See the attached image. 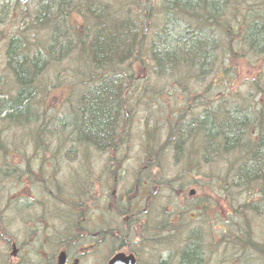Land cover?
Returning <instances> with one entry per match:
<instances>
[{"label":"trees","instance_id":"obj_1","mask_svg":"<svg viewBox=\"0 0 264 264\" xmlns=\"http://www.w3.org/2000/svg\"><path fill=\"white\" fill-rule=\"evenodd\" d=\"M22 18L25 25L4 47L16 82L3 92L15 97L1 100L9 118L19 120L20 142L43 146L46 104L50 119L72 113L68 124L48 130L68 133L50 141V155L92 157L97 145L115 162L116 180L127 170L147 178L138 188L144 192L140 201L127 200L134 186L115 197L116 216L139 213L146 221L142 252L157 247L156 252L177 255V264H210L201 245L204 233L192 226L209 210L207 203L173 207L179 175L166 170V158L173 157V167L183 164L192 171L222 160L228 169L211 187L222 191L230 214L238 216L224 227L227 240L234 237L242 250L264 257V0H37ZM235 55L249 59L254 73L244 91L248 101L237 102L229 90L238 75L230 64ZM134 64L148 67L153 79L175 81L184 99L167 127L149 120L141 126L138 162L130 169L123 148L130 141L131 101L144 93L154 95L156 104L163 94L148 81L133 92ZM208 77L221 79L220 89L212 82L206 86ZM63 81L65 92L57 93ZM193 82L199 88H191ZM40 92L44 100L37 102ZM53 96L59 107L50 105ZM190 108L192 115H186ZM1 182L5 187L8 181ZM2 219V231L10 236L13 221Z\"/></svg>","mask_w":264,"mask_h":264},{"label":"flooded vegetation","instance_id":"obj_2","mask_svg":"<svg viewBox=\"0 0 264 264\" xmlns=\"http://www.w3.org/2000/svg\"><path fill=\"white\" fill-rule=\"evenodd\" d=\"M8 41L0 37V264H109L119 237L120 251L133 254L135 264H156L158 256L142 252L146 221L136 211L116 216L108 156H51L45 141H19V120L9 118L1 104L15 97L3 92L16 82L4 49ZM46 108L48 121L49 103ZM9 215L15 227L10 236L1 223Z\"/></svg>","mask_w":264,"mask_h":264},{"label":"rangeland","instance_id":"obj_3","mask_svg":"<svg viewBox=\"0 0 264 264\" xmlns=\"http://www.w3.org/2000/svg\"><path fill=\"white\" fill-rule=\"evenodd\" d=\"M36 1L37 0H0V37L4 36L7 38L21 26H24L26 20L24 22L22 14L28 9L30 11H34ZM235 56L236 57L230 62V64L232 66L238 67V75H235V84L229 90L232 92L231 95L237 98V102L243 101V99H246V101H248L249 99H251V97L246 96V94L244 95V91L246 90L249 78H251L254 73L253 70L250 69L249 59L243 56ZM73 62L75 63V61ZM133 72L134 78L132 80L131 87V89H133V92L134 90L139 89L140 85L144 81H148L149 84L154 85L158 92H161L163 94L162 96L158 97L159 99H157L156 104L152 101L155 97L154 95L146 96V94L144 93H142V95L140 96V100L136 101L135 99H133L131 101L134 113L131 117L132 126L130 132V141L127 143L126 147L123 148V156H125L124 161L127 164L126 166H128L130 169L136 166L138 162V145L140 144L139 131H142L141 126L147 120H149V122L154 121L155 124H160L161 126L167 127L166 125L168 124V119L173 118L175 120L176 116L178 115V111L182 109L181 100L184 99L183 90L176 86V83H174L175 81H171L168 79H157L156 77H154L155 79L151 78L150 71L145 65L134 64ZM49 73L50 72H48V76ZM230 73H228V75H230ZM63 78H67L66 74H63ZM220 80L221 79H212L211 77H208L205 81V84L207 86V84H211L212 82L214 88L220 89V87H217V85L220 83ZM155 82L156 84H154ZM65 85L66 83L63 81L62 85L59 86L60 89L57 93H64L65 91H63L62 88ZM191 88L197 89L199 88V86L193 82ZM65 89L69 92V85L66 86ZM169 89H172L173 94L169 92ZM226 89L228 88H226L225 84H223L222 90L226 91ZM226 93H224V95H227ZM132 96L133 98L138 97V95ZM151 96L153 97L150 98ZM56 98H58V96H53V98L51 97L50 105L53 107H59V100H56ZM198 103L200 102L196 101V104ZM64 109L65 107L62 106V112ZM56 110L58 112L60 108H57ZM191 113L193 112L190 108L187 110L186 115H192ZM159 130L163 131L162 129ZM94 154L98 158L107 157V155L103 152L97 151ZM172 158L173 157L166 158L168 162L165 163L164 166H166V170H168V172H173L174 175L175 173H177L179 175L178 180L175 182L174 191L176 192V197L175 199H173V207L178 209L181 205L182 207L194 206L195 208H201L204 203H207L208 205V214H206L199 220H197L196 217V219L192 222V226L197 225L202 229L204 233L203 242L206 245L205 252L207 258L209 259L208 263L264 264V257L258 258L250 249L242 250L240 246L235 245L232 242V239L234 237H230V241L227 240L229 232L228 230L225 232L224 227L237 221L238 216L235 212L230 214L228 205L226 204V202L222 201V191H220L219 189L213 191L211 187L212 184H214V179H219L218 175L222 174L223 171L228 169L227 164L226 166L223 164L225 167H222V160H218L216 163H214V165H212L211 163H203L201 167H199V169L192 171V169H194L193 167L189 169V167H186L183 164H178L173 167ZM117 181L118 180H116L115 188H118V190L115 191V197H120V194L126 192L128 189H130L131 186L125 188L121 186L124 182L117 183ZM192 189L196 190L193 195L190 194V191ZM141 193L144 194L142 190L134 188L132 192L129 193V197L127 196V200L137 202L140 198ZM213 202H218L217 207L210 206ZM144 206H146V203L143 202V207ZM192 214L194 216V212L191 213V215ZM14 228L15 227L12 226L11 230H13ZM1 246L2 245L0 242V251L2 249ZM158 247H160V249L162 248L161 246ZM156 248L157 247H155L153 251H150V253L156 252ZM163 252H165L163 256L166 257L168 251ZM173 262L174 264H176L177 256H174Z\"/></svg>","mask_w":264,"mask_h":264},{"label":"bare ground","instance_id":"obj_4","mask_svg":"<svg viewBox=\"0 0 264 264\" xmlns=\"http://www.w3.org/2000/svg\"><path fill=\"white\" fill-rule=\"evenodd\" d=\"M48 74V70L45 72V74L43 75L44 77L47 76ZM37 79L40 80L41 79V75L40 77L37 76ZM43 92H40V94H38V100L37 102L39 101H43L44 99V94H42ZM72 116L73 114L72 113H68L67 115H64V116H58L57 118H51L49 119L48 121H44L43 124H42V127H43V130L45 132V135H44V140L45 142H47V145L50 144V141L51 140H57L55 138H61V137H65V136H68L67 134V131L65 132H62L61 134L58 133L56 135L54 134H51V133H48L49 129L51 127H54L55 123H59V126H61V124H68L69 121L72 119ZM52 120V122H51ZM53 126H52V125ZM48 134V136H47ZM141 143V142H140ZM93 148L95 151H97V145H93ZM114 159V157H113ZM113 165L115 166V162H112ZM126 164V162H125ZM138 180H140V176L138 175H134L130 170H127L125 171L118 179L117 183H120V182H124L121 186L125 187V188H128V187H132L134 186L133 188H141L140 186H144V183L146 182V180H148L147 178L145 177H141V180L139 182H137ZM115 184H116V179H115ZM116 186V185H115ZM118 190V188H115V191ZM193 190V189H192ZM190 194H191V191H190ZM192 195V194H191ZM174 197H176V192L174 191ZM128 231H129V228H128ZM126 240V239H125ZM123 243H124V239L123 237H119V238H116V241H115V244L113 246L114 248V251L115 252H120V248L123 246ZM201 245L203 247L204 245V242L201 241ZM165 251V250H164ZM168 254H166L167 256L164 257L163 255L165 254V252H163V250L161 252H156L155 253V256L157 257L158 256V260L156 262V264H161L163 263V261L166 259L167 261L169 259H171V263H173V260H174V255L172 253H169L167 252ZM177 256V255H175ZM179 260V257L177 258ZM178 263V261L176 262V264Z\"/></svg>","mask_w":264,"mask_h":264},{"label":"water","instance_id":"obj_5","mask_svg":"<svg viewBox=\"0 0 264 264\" xmlns=\"http://www.w3.org/2000/svg\"><path fill=\"white\" fill-rule=\"evenodd\" d=\"M27 1V0H20ZM195 190H191V194H194ZM109 264H135V257L133 254L127 255L125 252L120 251L110 260Z\"/></svg>","mask_w":264,"mask_h":264}]
</instances>
